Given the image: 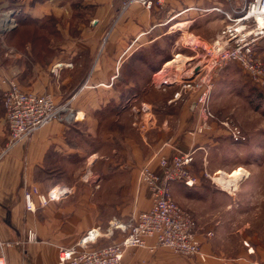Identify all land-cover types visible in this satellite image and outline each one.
Here are the masks:
<instances>
[{
    "label": "crops",
    "instance_id": "obj_1",
    "mask_svg": "<svg viewBox=\"0 0 264 264\" xmlns=\"http://www.w3.org/2000/svg\"><path fill=\"white\" fill-rule=\"evenodd\" d=\"M125 1L0 0L6 4L0 11L4 46L0 52V239L18 242L6 249L8 264H58L61 248L78 244L91 230L105 229L110 217L126 222L133 214L150 210L153 196L139 180L142 168L148 165L160 174L159 155L196 154L209 142L193 132L198 121L196 94L173 104L172 96L163 97L159 106L158 98L145 92L173 56L194 57L180 45L181 31L210 44L226 24L218 10L241 9L250 0H163L162 4L152 0L150 8L133 3L127 9ZM21 17L52 18L51 41L18 40L16 47L14 38L6 39V34ZM179 23L187 25L173 29ZM12 80L23 91L49 95L58 106L68 105L74 117L64 113L68 119L52 122L9 150L2 97ZM139 97L152 105L155 124L136 140L133 102ZM78 115L83 120L75 119ZM103 149L107 152L102 154ZM85 171L108 181V188L83 183ZM59 185L72 188L73 194L45 207L35 198L36 211L26 209V187L46 193ZM178 185L190 189L184 183L172 189ZM238 192L230 194L236 197ZM225 223L216 220L211 237L199 235L210 255L207 264H264L260 230L243 222L233 232H225ZM29 231L36 234V242H28ZM122 237L120 232L112 238L100 237L89 248ZM178 257L165 249L131 248L122 264H186Z\"/></svg>",
    "mask_w": 264,
    "mask_h": 264
},
{
    "label": "built area",
    "instance_id": "obj_2",
    "mask_svg": "<svg viewBox=\"0 0 264 264\" xmlns=\"http://www.w3.org/2000/svg\"><path fill=\"white\" fill-rule=\"evenodd\" d=\"M163 0H159L162 4ZM133 3L152 7V0H126L127 9ZM225 18L226 24L219 31L214 41L210 44L203 43L199 38L189 32H182L180 45L195 53L193 60L178 71L176 67L165 71L162 68L155 75H161L160 86L175 85L177 93L170 103L184 99L183 94H196L195 109L199 112L196 134L212 130L211 123L215 115L209 106L212 90L211 78L216 71L222 70L229 63L237 64L249 76L251 81L264 86V62L257 54L260 41L264 40V0H250L241 9L231 12L218 10ZM201 53V54H200ZM178 56V55H176ZM199 72H196L197 68ZM170 73H175L168 80ZM166 74V75H165ZM2 104L5 109V118L10 132V148L27 141L39 130L56 120L74 117L69 112L68 105L58 106L49 95H37L23 91L14 80L8 83V88L3 94ZM133 111L137 114L133 126L146 133L155 124L153 122V108L144 101L136 102ZM72 116V117H71ZM75 119L83 120L76 116ZM227 127L230 136L235 142L244 141V133L230 120L222 122ZM195 151L181 152L172 157L159 155L161 173H155L147 165L141 172L139 180L147 185L153 196V206L150 210L135 213L124 222L113 218L109 220L106 229L91 230L76 245L63 247L59 252L58 264H122L125 253L131 248H144L150 252L165 249L191 261V264H207L210 256L202 248L196 233L197 222L193 215L181 207L174 199L171 186L173 183H184L192 187L196 180L191 176L190 166L194 161ZM73 189L66 186H57L46 194L40 192L38 187H26L24 197L26 209L36 211V202L45 207L51 202L69 198ZM116 232L123 237L119 242H114L99 248L90 249V243H96L100 237L112 238ZM212 235V234H211ZM37 236L33 231L28 232V242H36ZM11 243L0 239V264H8L6 249Z\"/></svg>",
    "mask_w": 264,
    "mask_h": 264
},
{
    "label": "rangeland",
    "instance_id": "obj_3",
    "mask_svg": "<svg viewBox=\"0 0 264 264\" xmlns=\"http://www.w3.org/2000/svg\"><path fill=\"white\" fill-rule=\"evenodd\" d=\"M2 2L0 4V11L4 9L3 7H6V4ZM204 22L207 21H203L202 23ZM45 29L49 36V31L52 29V26L47 25ZM74 34H80L76 28H74ZM14 42H17L15 44L17 47V44H19L17 39ZM2 51H4V46L0 38V52ZM257 54L264 62V40L260 41ZM175 57L173 56L170 61L174 60ZM191 60L194 61L195 59L189 57L188 61L191 62ZM188 61L187 63H189ZM196 62L194 61V63ZM185 65L183 68L177 69L183 70ZM173 66L167 67L165 71L168 70L170 72L174 68ZM216 72V75H212L211 78L212 90L209 100L211 112L215 115V119L211 123L212 130L199 133L200 135H204V139H208L209 142L206 144L205 149L196 152L194 155V164L192 162L190 166L191 176L196 182L190 189L183 188V190L179 185L176 188L174 186L172 189L173 185L177 184L173 183L171 186L172 194L175 201L195 218L197 222L196 233L199 240L200 234L204 235L208 233V237L213 235L209 232L214 227L216 220L226 222L223 228L225 232H233L236 226H239L243 222H249L252 226L251 228L260 230V237L264 238V86L254 84L244 70L234 63H229L222 70ZM174 74L170 73V76H168L169 81L174 80L172 78ZM158 77H161V75L152 77V86L145 93L148 94L147 96L158 98L155 104L158 103L160 106L161 102L159 100L168 96H172L173 98L179 88L175 87V85H170L168 88L160 86L161 78L158 79ZM191 94L194 95V93L183 95H188L186 97L188 100ZM141 97H146V95H141ZM138 99L141 101L140 99L143 98L139 97ZM179 101H182V99L171 104ZM136 102L138 100L133 103L136 104ZM197 113V118H199V112ZM124 115H127V113ZM127 116L122 117L125 118ZM226 120H230L231 124L238 126L242 130L245 137L244 141H234L227 127L222 125V122ZM213 124H216V127ZM135 129L137 130L136 132L134 131L135 139L137 140L139 138L138 140H141V134L145 133L137 128ZM10 141L11 137L9 132L7 147L9 150L12 149L10 148ZM106 152L103 149L100 153L103 154ZM177 153L179 152L177 151ZM236 168H244L249 174L239 182L237 188L239 192L236 197H232L230 193L238 190L225 189L215 181L214 176L221 170L231 172ZM95 170L98 171V166L94 168L93 172ZM86 171L84 172L85 174L83 173V183L94 189L98 188L99 184L102 187L106 186L108 188V181H103L100 177L94 178L92 177L94 175L93 173V175H90ZM228 206H233V208L229 209ZM113 218L115 217H110L109 220ZM200 242L202 244V241ZM9 243H11V247L9 248H12L18 242ZM206 254L209 255L208 253ZM177 256L180 259H184L186 264H191L188 258L180 255Z\"/></svg>",
    "mask_w": 264,
    "mask_h": 264
},
{
    "label": "trees",
    "instance_id": "obj_4",
    "mask_svg": "<svg viewBox=\"0 0 264 264\" xmlns=\"http://www.w3.org/2000/svg\"><path fill=\"white\" fill-rule=\"evenodd\" d=\"M52 18L46 17L43 20L39 19H32L29 17H21L17 21V26L9 33L10 35H6L9 39L14 38L13 40L17 39L20 41L30 42V43H49L51 41L50 38L53 37L54 28L52 25ZM55 22V21H54ZM47 25L52 26L50 29V37L46 33L45 27ZM194 164V161H193Z\"/></svg>",
    "mask_w": 264,
    "mask_h": 264
},
{
    "label": "bare ground",
    "instance_id": "obj_5",
    "mask_svg": "<svg viewBox=\"0 0 264 264\" xmlns=\"http://www.w3.org/2000/svg\"><path fill=\"white\" fill-rule=\"evenodd\" d=\"M259 21L261 24H263L264 19L261 18V19H259ZM186 25H187V23L175 24L173 26V29H177L178 27L181 28V27H184ZM188 60H189L188 57H186L184 55H178L175 57L174 60L167 63V67L174 65L173 67H176V68L182 67L183 68L185 64H186L185 67L187 66ZM177 70L180 71L179 69H177ZM248 174H249L248 171L244 168H236L235 170H232L231 172H225V171L221 170V171H219V173H217L214 176V179L219 185L223 186L225 189H229V190L232 189L233 190V189L238 188L239 182Z\"/></svg>",
    "mask_w": 264,
    "mask_h": 264
},
{
    "label": "water",
    "instance_id": "obj_6",
    "mask_svg": "<svg viewBox=\"0 0 264 264\" xmlns=\"http://www.w3.org/2000/svg\"><path fill=\"white\" fill-rule=\"evenodd\" d=\"M199 70H200V68L198 67V68L196 69V72L198 73V72H199Z\"/></svg>",
    "mask_w": 264,
    "mask_h": 264
}]
</instances>
